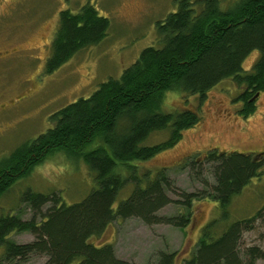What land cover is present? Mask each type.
<instances>
[{"label":"trees","instance_id":"16d2710c","mask_svg":"<svg viewBox=\"0 0 264 264\" xmlns=\"http://www.w3.org/2000/svg\"><path fill=\"white\" fill-rule=\"evenodd\" d=\"M181 3L179 14L169 16L164 25L157 22V46L144 48L119 78L108 79L89 97L54 112L50 128L0 162V196L55 154L84 162L94 182L82 201L69 205L55 193L25 192L22 202L33 212L30 220L0 215V264L24 260L30 254L44 255L46 264H132L117 259L112 246H94L91 240L101 237L118 218L136 217L148 225L163 223L180 229L188 226L194 203L204 197L183 194L184 214L159 218L156 212L172 203L166 194L171 181L165 170L153 177L149 173L140 176L134 163L171 148L184 131L201 121L197 109L161 112L165 93L182 92L203 99L211 88L230 78L253 91L264 89V0H237L225 12L220 10L219 0H195L198 15L189 10L188 1ZM109 29V19L89 3L76 13L62 10L44 72L53 73L79 51L101 43ZM256 50L261 57L251 73L245 74L242 62ZM167 128V140L142 145L151 134ZM206 161L213 164L215 183L209 197L219 215L201 228L194 249L182 264H255L264 260L258 247L247 248L243 257L239 253L243 233L253 229L264 207L250 218L227 221L232 199L262 174L263 157L212 151ZM129 184V196L114 207ZM48 203L51 206L42 212ZM21 232L31 233L35 240L27 244L9 240L11 234ZM175 258L176 253H162L157 264H175Z\"/></svg>","mask_w":264,"mask_h":264},{"label":"rangeland","instance_id":"374dc122","mask_svg":"<svg viewBox=\"0 0 264 264\" xmlns=\"http://www.w3.org/2000/svg\"><path fill=\"white\" fill-rule=\"evenodd\" d=\"M237 0H219L223 4ZM89 3L99 15L110 21L105 39L76 53L51 74L44 72L50 45L57 30L59 13H76ZM177 10V0H5L0 9V54L11 52L0 60V162L24 142L35 139L51 127L50 116L60 108L87 98L98 86L110 78L117 79L132 65L140 52L157 46L156 26L167 15ZM259 53L253 51L242 63L249 71ZM231 80H223L200 99L197 95L167 92L162 100L161 112H180L197 109L200 123L182 133L171 148L154 157L134 163L137 174L165 170L172 188L166 191L172 201L156 212L159 218L184 214L183 194L204 197L194 203L188 226L180 229L159 223L148 225L141 219L118 218L101 237L92 239L94 246L110 245L119 260L132 264H157L159 256L176 253L175 264H182L194 249L201 228L218 218L217 205L209 194L215 183L213 164L204 159L195 160L211 148L237 153L264 152V112L248 118L246 126L227 124L220 115L223 96L234 94ZM264 111V98L261 99ZM224 114V113H223ZM214 115V118H213ZM243 122H246L244 120ZM170 129L151 134L144 146L157 145L169 138ZM91 148V147H89ZM264 159V157H263ZM125 173V172H124ZM94 188L93 178L84 162L55 154L35 167L31 174L20 179L0 196V215H16L30 220L32 210L22 202L27 191L44 195L58 194L67 205L82 201ZM132 190L127 185L117 197L114 207L126 199ZM51 203L41 209L46 212ZM264 207V169L236 195L227 208L228 222L252 217ZM39 220V217L36 218ZM15 244L32 243L29 232L11 234ZM249 247L264 252V212L254 222L253 229L244 232L239 253L243 257ZM3 248L0 247V258ZM2 264H46L44 255L30 254L24 260ZM255 264H264L257 260Z\"/></svg>","mask_w":264,"mask_h":264},{"label":"flooded vegetation","instance_id":"af4514ba","mask_svg":"<svg viewBox=\"0 0 264 264\" xmlns=\"http://www.w3.org/2000/svg\"><path fill=\"white\" fill-rule=\"evenodd\" d=\"M5 0H0V9H1V4L2 2H4ZM183 1H188L190 6H189V10H194L195 15L199 14V10L195 9V5H193L195 0H177V10L170 13L169 15H167L161 22V25L165 24L167 18L171 15H177L180 13L181 11V2ZM229 1H226V4H223V8L220 7V10L222 12L227 11L230 7L233 6V4H229L227 3ZM257 51V50H256ZM259 53L258 58H256V61L254 62L253 66H251V69L249 71H243L245 74H250L253 67L255 66V64L259 61L261 54L259 51H257ZM11 53V52H10ZM9 52L3 54H0V60L9 55ZM246 59V58H245ZM244 59V60H245ZM244 62V61H243ZM242 62V63H243ZM228 80L232 81V85L233 87H235V92L234 94H229V95H225L223 96V99L221 100V106L218 107V109H221V113L220 115H217V117H215V120H217L218 118H221V121L226 122L227 124H233L235 123L236 126L239 127V129H242L243 126H246L247 122H248V118H250L251 116H254L255 113H259V115L263 114V109H261V99L264 98V89H259V90H250L247 87V84H240L237 85L234 81L233 78H230ZM200 98V97H199ZM201 99V98H200ZM188 110V109H185ZM252 110L251 112H248ZM224 113V114H223ZM214 118V115H213ZM244 120H246V122H243ZM212 151H216L217 154H232V153H237V152H226V151H220L217 148H211L209 149L207 152H205L204 154H198L195 160L198 159H204L206 160V158L209 156V153ZM238 154H250L252 156H257V157H264V152H258V153H238Z\"/></svg>","mask_w":264,"mask_h":264}]
</instances>
